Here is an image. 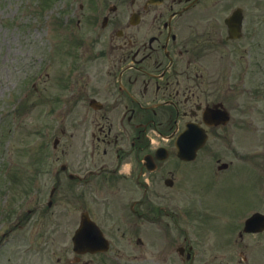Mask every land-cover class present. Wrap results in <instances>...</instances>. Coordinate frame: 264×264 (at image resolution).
Returning <instances> with one entry per match:
<instances>
[{"label":"flooded vegetation","instance_id":"obj_1","mask_svg":"<svg viewBox=\"0 0 264 264\" xmlns=\"http://www.w3.org/2000/svg\"><path fill=\"white\" fill-rule=\"evenodd\" d=\"M65 27L73 50L66 54L67 62H61L56 84L59 93L68 95L71 107L86 106L88 110L72 121L69 151L63 148L71 161L56 159L62 161L55 170L48 206L54 205L61 187L69 184L74 197L67 201L79 194L86 201L78 206L80 211L58 213L67 227L77 223L76 229L84 212L107 235H139L151 225L153 247L164 246L160 261L154 264H211L202 259L195 262L200 246L205 250L224 246L234 250V259L239 251L240 258L232 264H264V225L258 224L256 231L245 230L247 218L264 215V196L258 200L264 182V133L263 147L252 149L242 146L246 139L236 130L250 127L246 123L253 120L255 106L264 122V45L256 56L262 60V76L259 83L253 82V45L264 39L260 34L264 32V0H81ZM65 115L64 108L61 116ZM187 129L194 139L189 145H195L201 133L207 135L192 159L181 158L176 145ZM219 140L230 144L218 147ZM55 143L57 147L59 138ZM186 165L212 169L217 177L229 172L238 176L241 169L246 170L255 178L257 195L231 217L222 205L211 212L207 191L198 196L193 186L188 188L187 176L181 174ZM116 183L120 184L119 194L107 199L108 186ZM79 186L84 187L80 192ZM164 187H168L170 199L182 207L188 208L198 197L199 212L207 203L206 211L216 215V221L222 223L223 214V227L233 231L229 240L222 239L225 231L210 239L213 229L205 231L200 224L196 246L189 228L183 226L189 213L181 216L155 200L156 192ZM122 197L121 216H116ZM127 209L135 219L144 221L130 227ZM242 209L247 210L233 230L234 218ZM54 212H50L53 218ZM51 221L50 216L45 219L47 224ZM161 230L166 233L164 239ZM44 238L51 237L44 233ZM174 249L183 262L172 257ZM75 258L76 262L81 259Z\"/></svg>","mask_w":264,"mask_h":264},{"label":"rangeland","instance_id":"obj_2","mask_svg":"<svg viewBox=\"0 0 264 264\" xmlns=\"http://www.w3.org/2000/svg\"><path fill=\"white\" fill-rule=\"evenodd\" d=\"M80 1L0 0V264H154L160 261L159 256L164 252V246L153 247L154 234L150 225V230L143 229L139 235L129 231L123 235H111L114 241L107 256L83 254L80 257L82 259L73 262L75 253L71 236L77 223L67 227L64 218L58 213L63 210L80 211L78 206L85 204L86 198L79 193L77 199L73 198L74 195L69 193L70 185L67 184L61 187L54 205L47 206L49 190L56 177L55 170L60 168L62 161L56 160L57 157H67L68 161H71V155L64 153L63 148L69 151L70 130L74 124L72 121L76 116L85 115L88 110L86 106L71 107L68 95L60 94L59 86L55 82L60 63H63V60L67 62L68 55L65 53L70 46L65 37V23L71 10L76 6L78 8ZM262 45V38L253 45L255 84L260 82L262 76L259 71L262 69V60L256 58L261 54ZM42 95L46 99H43ZM64 108L65 118L61 116ZM253 116L251 123H246L250 125L248 129L236 127V130L243 135V140L246 139L243 147L258 149L263 147L264 122L261 121L262 112L256 106ZM56 138H59V144L54 147ZM227 144L230 143L219 140L217 146L223 148ZM221 156L224 159L227 157L225 152H222ZM240 163H244L242 158ZM191 167L186 165L181 174L183 177L187 176L188 188L193 186L196 195L200 196L203 190L207 191L205 199L212 202L211 212L214 206L219 210L222 205L231 217L236 215L244 203L252 202L257 195L258 190L253 191L255 178L246 170L241 169L242 174L239 173L238 176L229 172L217 177L212 169L197 170L199 166L196 169ZM192 170L199 173H191ZM204 180L210 183H205ZM83 188L79 186L78 192ZM119 190V183L108 186L105 196L109 199L113 193L119 194ZM167 190L168 187H164L162 191L158 190L154 196L155 200L164 206L168 204L167 210H174L181 216L189 213L188 223L183 226L189 228L195 244L200 241V238H197L198 232H202L200 224L206 227L205 231L217 227L215 235L213 230L210 231V239L221 237L222 231H225L227 235L222 239L229 240L233 231L223 227V214L219 218L222 223L216 221L213 217L216 215L212 216V213L206 211L207 203L199 208V212L196 207L198 197H195L196 201L190 203L188 208L182 207L170 199ZM134 193L132 191L130 194ZM71 196L73 197L68 202ZM90 196L91 193L87 198L90 199ZM262 196L264 182L260 183L258 200L263 198ZM60 199L62 201H58ZM123 200L124 197L118 201L116 216H121L119 205ZM126 201H129V198ZM246 210L242 209L237 213L232 224L233 230ZM51 211L56 213L55 218L50 214ZM128 213L130 218L127 222L130 227L134 222L144 221L135 219L129 210ZM96 214L99 217L103 215L99 211H96ZM48 216L52 218L49 224L45 222ZM173 231L176 229L173 228ZM44 233H48L51 238L45 239ZM159 233L164 239L165 231L161 230ZM62 235L66 236L65 239ZM138 238H141L143 244L137 242ZM200 249L195 262L202 259L211 264H232L231 262H237L240 258L239 251L234 259V250L230 251L224 246L217 250H205L201 246ZM113 254L118 256V259L114 258ZM165 254L170 257L168 251H165ZM172 257L176 262H183L175 249ZM91 259L94 261L90 262Z\"/></svg>","mask_w":264,"mask_h":264},{"label":"water","instance_id":"obj_3","mask_svg":"<svg viewBox=\"0 0 264 264\" xmlns=\"http://www.w3.org/2000/svg\"><path fill=\"white\" fill-rule=\"evenodd\" d=\"M86 222H87L86 219H84L83 220L84 225L86 224ZM83 230H86V227L83 228L81 231L79 230L80 233L78 231L74 237L75 244H76L75 247H76L77 251L82 250V249H86V247L90 248V249H93L96 247H98V248H105L106 247L105 245H103L102 235L98 236L96 233L89 235V234L85 233Z\"/></svg>","mask_w":264,"mask_h":264}]
</instances>
